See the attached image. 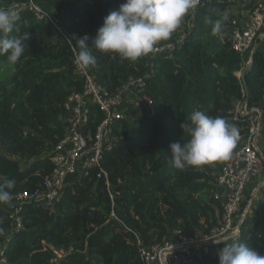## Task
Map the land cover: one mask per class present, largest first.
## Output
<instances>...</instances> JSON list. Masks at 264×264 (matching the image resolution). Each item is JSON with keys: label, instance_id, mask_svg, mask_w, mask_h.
Segmentation results:
<instances>
[{"label": "trees", "instance_id": "1", "mask_svg": "<svg viewBox=\"0 0 264 264\" xmlns=\"http://www.w3.org/2000/svg\"><path fill=\"white\" fill-rule=\"evenodd\" d=\"M27 1L0 0V6ZM32 1L58 19L70 37H89L96 64L88 71L99 87L113 93L129 77H143L144 84L113 128L115 145L102 159L107 178L96 167L87 175L70 176L54 210L21 204L17 213L22 226L11 233L3 252L7 264H142L139 247L148 248L175 232L191 236L216 226L220 206L213 192L227 160L178 170L168 146L188 139L179 124L195 110L222 116L238 131L247 130L244 117H234L239 102L246 98L247 110L264 112V45L251 52L245 97L235 72L247 59L233 51L229 40L232 2L210 0L198 7L173 52L131 61L91 46L103 19L123 0ZM256 1L246 0L245 8ZM223 12L228 19L214 34L204 18L218 19ZM19 16L13 34H28L25 52L9 80L0 82V176L16 181L12 194L41 187L52 173L50 153L62 136L64 102L82 90L67 41L31 11L24 9ZM179 34L178 28L159 44L174 42ZM6 59L0 56V72ZM89 114L87 131L93 133L102 114L93 103ZM260 152L264 158V138ZM15 208L0 204V246ZM235 242L264 255V185L257 210L243 217L237 237L224 241ZM223 246L211 244L202 264H218Z\"/></svg>", "mask_w": 264, "mask_h": 264}, {"label": "built area", "instance_id": "2", "mask_svg": "<svg viewBox=\"0 0 264 264\" xmlns=\"http://www.w3.org/2000/svg\"><path fill=\"white\" fill-rule=\"evenodd\" d=\"M209 1L199 0L197 7L184 17L176 41L158 44L156 51L150 53V56L158 57L177 49L183 43L185 30L191 26L195 10ZM230 1L232 4L235 3V0ZM245 4L246 0L239 4L240 8L231 20L229 33L231 48L241 59H247L246 55L251 53L253 43L264 26V0H257L250 8H245ZM0 7H14L18 12L27 9L36 19L46 20L53 32L63 37L70 45L75 72L82 81L81 92L70 93L64 102L66 117L62 136L50 153L53 164L52 173L44 179L41 187L31 192L22 191L12 194L9 203H13L16 208L9 214L12 224L5 228L7 234L0 246V264H7L3 252L11 233L22 226L21 218L17 213L21 204L29 203L46 210H54L70 176L87 175L89 169L96 167L99 175L107 178V173L102 167L103 154L114 147L115 123L124 117L126 102L135 101L138 93L142 91L144 78L129 77L116 88L115 92L110 93L97 85L88 70L82 71L74 63L78 52L74 44L77 38L84 35L70 37L63 30L58 19L45 14L32 0L14 2L10 6L1 5ZM247 62L248 60L246 64ZM91 103L96 104L102 114L93 133L87 131ZM239 105L240 102L235 106L234 117L235 119L244 117L247 130L239 131L236 147L216 177L213 197L220 206L218 224L204 234L183 236L175 232L148 248L139 247L142 264H202V259L209 252V246L214 243L213 241L231 238L236 232L238 225L236 218L244 216L242 205L247 201L248 184L253 180L264 181V158L260 152L261 147L257 144L262 112L252 108L244 115ZM56 253L60 255L61 252Z\"/></svg>", "mask_w": 264, "mask_h": 264}, {"label": "clouds", "instance_id": "3", "mask_svg": "<svg viewBox=\"0 0 264 264\" xmlns=\"http://www.w3.org/2000/svg\"><path fill=\"white\" fill-rule=\"evenodd\" d=\"M198 3L199 0H123L103 19L91 46L100 52L115 53L122 59L136 61L156 51L161 41L170 39ZM19 19L16 8L0 7V56L6 55L13 71L25 52V40L28 39V34H13ZM227 19L228 13L223 12L218 19L206 16L204 23L211 26L215 34L221 31ZM88 40L89 37L84 35L74 44L79 48L74 63L82 71L96 64ZM179 128L188 139L168 146L172 166L178 170L229 159L239 139V131L234 124L222 116L213 117L202 110L193 111L179 124ZM15 183L14 179L0 176V204H9L12 199L10 190ZM213 242L224 245L218 252V264H264V255L245 243Z\"/></svg>", "mask_w": 264, "mask_h": 264}, {"label": "crops", "instance_id": "4", "mask_svg": "<svg viewBox=\"0 0 264 264\" xmlns=\"http://www.w3.org/2000/svg\"><path fill=\"white\" fill-rule=\"evenodd\" d=\"M239 8H240L239 4L233 3L232 5H230L229 11L232 14H236ZM263 45H264V26H263L262 30L260 31V33L258 34V36L256 37L254 43H253L252 51L254 49H256V48H260ZM250 55H251V53L246 55L248 62L251 60ZM235 75L239 77V72H235ZM126 99H128V98H126ZM239 109H240V105H239ZM240 111H241L242 114L245 115V114L248 113L249 110H247L246 105L244 104L242 106V108L240 109ZM261 115L263 116L264 112H262ZM260 183L261 182H259L258 180H253V181H251L248 184V186L246 188L247 201H246V204H245V207H244V216L247 215V214H251L252 212L257 210V208H258L259 199H260V190L263 187V185H260ZM240 217L236 218L237 222H239L240 219H243V218H240Z\"/></svg>", "mask_w": 264, "mask_h": 264}, {"label": "water", "instance_id": "5", "mask_svg": "<svg viewBox=\"0 0 264 264\" xmlns=\"http://www.w3.org/2000/svg\"><path fill=\"white\" fill-rule=\"evenodd\" d=\"M250 67H251V60L239 71V79L241 81L245 97H247V95H248L247 86H246V80H245V74L248 72ZM245 102H246V98L243 101L240 102V109L245 104ZM260 185H264V181H262L260 183ZM241 224H242V219H240V221L238 222V225H237V228H236V232L234 233V235L231 238L222 239V240L223 241H227V240H230L232 238L237 237L239 235V233H240ZM211 244H215V243H211Z\"/></svg>", "mask_w": 264, "mask_h": 264}, {"label": "rangeland", "instance_id": "6", "mask_svg": "<svg viewBox=\"0 0 264 264\" xmlns=\"http://www.w3.org/2000/svg\"><path fill=\"white\" fill-rule=\"evenodd\" d=\"M0 72V82L5 83L9 80L12 75V67L7 63V59L5 63L1 67ZM264 138V115L261 117V124H260V134L258 137L257 144L261 147L262 140Z\"/></svg>", "mask_w": 264, "mask_h": 264}]
</instances>
